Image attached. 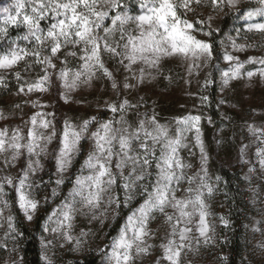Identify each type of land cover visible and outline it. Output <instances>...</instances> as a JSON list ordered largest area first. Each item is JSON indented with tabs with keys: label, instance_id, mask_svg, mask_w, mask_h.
Masks as SVG:
<instances>
[{
	"label": "rangeland",
	"instance_id": "1",
	"mask_svg": "<svg viewBox=\"0 0 264 264\" xmlns=\"http://www.w3.org/2000/svg\"><path fill=\"white\" fill-rule=\"evenodd\" d=\"M129 4L130 14L139 15V8L142 0H123ZM177 6V15L181 19H187L194 25V30L191 32L197 39L210 42V37L205 35L208 31L203 25L212 31H218L221 20L225 14L236 12L245 3H254L253 8H248L245 11L253 10L260 5L257 0H239L235 7H230L227 0H224L219 6L213 5L211 0H192L190 9L181 7L183 0H172ZM219 3V0H218ZM16 0H0V21H2L7 13L4 9L7 8L15 15ZM26 14H31V5L26 4L23 10ZM112 12L110 15H114ZM238 16L234 19L232 27L227 34L221 38L223 44H220L222 51L221 62H212L205 57L194 59L191 56L184 57L176 54L170 56H162L157 66L150 67L142 62H137L131 66V70L125 68L129 62L125 59L121 63L120 56H114L111 53L102 51L101 60L108 70L112 73V79L104 76L102 71H97L93 79L88 84H80L73 90L64 88L63 81L59 78L61 68L71 69L73 72L79 70L83 61V45L68 44L62 47L57 53V57L53 58V63L56 64L55 69H49V81L46 82V91H33L29 93L27 87L23 93H18L19 85L15 73H21V81H29L25 75L21 62L13 69H0V76L5 78V86H0V113L3 119H0V130L7 129V134L10 137L13 130L19 129L21 133L27 137V132L31 125V117L37 113L47 114L37 116V121L46 119L51 121L55 126L57 135L61 133L64 121L67 120L74 125H80L84 120L91 117H96L97 123H93L90 127V132L95 131L99 122L108 120L120 121L121 118L130 125V131L139 126L141 120L146 121V127L151 130L155 126L150 122V118L155 115L156 121L160 125H164L168 129V135L175 137L178 127L177 120L183 117L193 115L200 116L201 120L199 128L200 136L203 141L204 150L207 155V161L204 167L207 169L205 183L212 187V192L208 193L207 188L204 191V201L206 204V223L209 227L208 239L199 235L195 230V225L199 221L198 214L193 217V232L190 234L191 248H185L182 255L185 254L188 260L193 261L196 251L201 244L212 240L215 227L211 221V198L216 192L217 175L215 167L211 162V158H215L216 162L226 167H234L238 165L245 178V189L249 203V222H248V242L247 250L244 255L242 264H264V168L259 163V158L256 155L257 148L264 147L261 143L260 133L255 134L249 131L250 126L255 129L264 130V77L259 74V69L264 67L258 62L249 61V57L264 58V33L256 31H247L246 23ZM22 19V17H21ZM52 22L51 17L41 21V27L46 31L47 27ZM202 22V23H201ZM200 25L196 28V24ZM104 27H111V21L105 20ZM9 33L7 38L0 39V54L8 50L11 40H15L17 36H23L27 33V28L21 24L19 27L9 25ZM132 30L135 35L136 25L130 24L126 26ZM239 29V32H237ZM98 31L101 37L105 36L103 27ZM17 33V34H15ZM228 37L236 40L237 44L249 45L243 50L233 49ZM109 43L119 41L122 45L125 41L120 40L119 32L114 36L108 37ZM27 41L19 40L17 43L22 45ZM34 45V43H33ZM122 51V49H118ZM75 52V55L71 53ZM225 53L237 57L238 60H224ZM45 54L50 55V49L46 50ZM64 62V63H62ZM243 63L240 76L231 79L228 85L223 84V72L228 71L235 63ZM222 65V69H218ZM42 71V66L40 65ZM143 69L144 76L141 81L140 70ZM251 71L256 73L251 78L247 73ZM45 73L43 72V75ZM42 75V76H43ZM41 76V77H42ZM40 78V77H39ZM37 78V79H39ZM217 83V104L215 110L218 113V119H214L210 113V101L207 86L212 83V79ZM35 79V81L37 80ZM113 80L116 81L118 87L113 88ZM211 81L207 83L206 81ZM34 82V81H29ZM129 83L131 88H125L124 84ZM207 97V99H203ZM127 99L133 107H128L124 112L113 113L109 105L121 103ZM33 104L36 106L34 107ZM57 120L60 121L58 126ZM114 127H122L120 124H115ZM212 131L208 133V128ZM49 129H40L45 135L51 132ZM183 146L180 147L178 155L185 165L184 173L186 177L204 176L202 171L200 146L196 142L195 129L184 132ZM82 150L77 154L72 166L63 174L64 183L57 186L55 181L58 178L55 169V162L52 158L54 150L58 149V139H53L48 145V156H41L43 170L39 171L34 180L37 182L43 181L39 187H34L33 196L40 204L38 210L33 214V219L28 220L23 210L21 212L30 227L33 226L36 215L42 211L46 205H50L51 211L45 218L41 230L38 233V244L41 255V260L46 264L43 256H47L52 264H74L77 261H82L88 257L100 258V264H106V253L111 251V242L119 233L120 228L125 224L127 217L139 207L143 202V195L137 193L129 202L128 206H123L124 191L118 184L114 187L113 195L118 196L121 201V207L117 212L113 211L114 205L108 207L107 196L100 204L99 208L89 211L86 207L77 205L78 211L72 221L71 235L72 241H68L60 232H53L56 227L53 213L59 209L72 189L75 179L78 175H87L88 170L81 172V166L92 149L91 140H83ZM247 146V147H245ZM136 147V145H134ZM162 144L155 146L156 156L160 155ZM243 148V152L241 149ZM80 157V159H79ZM3 156H0V177L5 175L15 176L21 166H23L24 158L22 157L17 167L4 168ZM53 163V167H48V162ZM115 159L113 160V166ZM250 169H253L250 171ZM115 171V168L113 167ZM155 163L149 169L151 172V180L154 182L156 175ZM128 169H125L127 174ZM147 182V180L145 181ZM199 177L192 183L193 189L200 185ZM7 186V185H6ZM9 187V186H8ZM177 187V198L187 196L186 189L189 187L188 181L182 180ZM11 188V187H10ZM14 189V188H13ZM56 189L57 195H52V190ZM47 198V199H46ZM7 200L6 195L3 197ZM9 204V202H8ZM0 207H3L0 204ZM129 210L124 217L123 223L116 232H112L117 219L122 215L123 211ZM191 211V208H189ZM169 214L178 215L171 207L166 209ZM11 216L13 230L9 228L8 217ZM51 218V219H50ZM148 228L151 235L146 237L148 244L153 245L149 253L135 258L134 264H157L160 260L161 264H168L166 260H162L163 250L160 248L161 243L166 242L165 237L170 231V226L166 223L165 216L161 213H155V218L149 221ZM83 233V235H81ZM81 241L80 244L76 240ZM22 235L15 224L14 215L10 205L4 209L0 215V264H25L22 255ZM181 255V257H182Z\"/></svg>",
	"mask_w": 264,
	"mask_h": 264
},
{
	"label": "snow or ice",
	"instance_id": "2",
	"mask_svg": "<svg viewBox=\"0 0 264 264\" xmlns=\"http://www.w3.org/2000/svg\"><path fill=\"white\" fill-rule=\"evenodd\" d=\"M191 2L192 0H183L180 6L191 10L189 7ZM199 2L200 0H196V3ZM211 2L219 6L224 0H219V3L218 0H211ZM238 3L239 0H227L230 7H235ZM257 3L259 7L241 11L240 18L245 21L247 31L264 33V0H257ZM26 4L31 5V14L23 12ZM14 7L15 15L9 9H4L7 14L0 21V39L8 37L9 25L19 27L23 24L27 28V33L11 40L10 45L15 46H10L6 52L0 54V69H13L26 57L32 56L35 58L33 63L41 65L45 73L34 82L20 83L22 77L17 71L15 73L19 85L17 94L23 93L25 87L29 93L46 91L45 84L49 81L48 70L56 68L53 58L57 57L61 48L68 44L83 45V55L80 57L83 64L80 69L73 72L71 69L61 68L59 71V78L63 81L64 88L68 90H73L80 84H88L97 71H102L104 76L112 79V73L101 60L102 51L120 56L122 64L126 59L129 63L124 66L128 70H131V66L137 62L155 67L162 56L180 54L194 59L205 57L208 60L213 56V44L197 39L191 34L194 30L193 23L177 15V6L172 0H142L139 4L141 13L135 16L130 14L129 4L124 3L123 0H16ZM112 12L115 14L110 15ZM49 16L52 22L45 31L41 27V21L48 19ZM257 17L262 18V21L251 22ZM105 20L111 21V27L103 26ZM133 23L136 25L135 35L126 27ZM102 27L104 37H101L97 31ZM117 32H119L120 40L125 41L122 45L119 41L114 43L108 41V37L114 36ZM205 35L211 37L213 33L209 31ZM228 39L233 49L243 50L249 46L237 44L232 37ZM19 40L34 43V47L31 50L20 47L17 43ZM48 49H50V55L45 54ZM71 55H75V52ZM224 60L231 62L238 58L225 53ZM249 61L264 65V58L249 57ZM31 66L26 64L25 71ZM243 67V63L237 62L228 71H224L223 84L226 86L231 79L240 76ZM255 74L249 71L247 76L251 78ZM259 74L264 77V67L259 69ZM143 76L144 72L141 69V81ZM207 83L211 81H206ZM0 86H7L3 76H0ZM112 87H118L115 80ZM124 87L131 88L132 85L125 83ZM203 99L206 100L207 97ZM33 106L36 105L33 104ZM109 107L113 113H116L124 112L126 108L133 105L124 99L121 103H113ZM43 115L47 114L37 113L31 117L32 127L29 128L27 137L19 129L13 130L10 137L7 129L0 130V156H3L4 168L17 167L21 158H24L23 166L19 168L15 176L0 177V204L3 205L0 207V215L9 207L8 201L3 199L7 194L5 192L7 185L14 188L19 208L23 210L27 219H33V214L40 204L33 196V189L43 183L42 180L37 182L33 177L43 170L40 158L49 155L48 145L54 138L58 139V149L51 155L58 176L55 181L57 186L64 183L63 174L72 166L74 157L82 150L81 142L91 140L92 149L81 166V172L87 169L88 174L76 177L64 203L53 213L56 217L54 221L56 227L52 229L53 232H60L66 240L72 241V221L79 210L77 205L86 207L95 215L94 210L99 208L105 196H107L108 207L114 205L113 211L118 214L121 201L118 196L113 195V190L119 181V186L124 191L123 206L127 207L138 192L144 199L127 217L118 235L113 238L110 245L111 251L106 253V264H134L136 257L149 253L153 245L146 241V237L151 235L148 224L155 218L157 212L165 216L166 223L170 226V231L165 237L166 242L160 245L163 250L161 259L166 260L168 264H181L183 250L191 248L190 234L193 232V227L190 225L193 224V217L196 214L199 216V221L195 225V230L207 241L209 227L206 223L207 212L202 189L207 188L208 193H211L212 187L205 183L207 169L204 165L207 155L200 136V116L189 115L178 119L176 135L170 137L167 127L160 125L155 115L148 121L155 126L151 130L146 127V121L141 120L139 126L130 131V125L123 117L120 121L99 122L95 131L91 132V125L97 123L96 117L84 120L78 126L65 120L59 136L51 121L41 119L38 123L37 116ZM3 118L0 113V119ZM114 123L122 127H114ZM49 128L52 130L47 135L40 131V129ZM192 129H195L196 142L200 146L204 176L197 173L196 176L186 177L184 169L191 165H185L178 155L180 147L183 146L184 132ZM249 131L254 134L259 132L260 137H264V130L250 126ZM261 143H264V139H261ZM157 144H162L158 157L155 150ZM241 151L243 152V148ZM256 155L261 167L264 168V147L257 148ZM153 163L157 170L154 182L150 179L152 174L149 172ZM125 169H128L127 174ZM197 177L201 183L193 189L191 185ZM185 179L189 184L185 190L187 196L177 198L178 189L174 185L179 186ZM52 195H57L56 189L52 190ZM169 207L173 208L178 215L167 213L166 209ZM12 219L11 216L8 217L9 228L14 231ZM76 243L80 244L81 241L77 239ZM43 259L46 264H52L46 255ZM12 264H16V261H12ZM157 264H161L160 260Z\"/></svg>",
	"mask_w": 264,
	"mask_h": 264
},
{
	"label": "trees",
	"instance_id": "3",
	"mask_svg": "<svg viewBox=\"0 0 264 264\" xmlns=\"http://www.w3.org/2000/svg\"><path fill=\"white\" fill-rule=\"evenodd\" d=\"M254 5V3L248 2L243 4L238 11L225 14L221 20L218 31H212L205 25L201 27L205 28L208 32L211 31L213 33L210 37V43L213 44L212 62H221L222 51L220 40L232 27L234 19L241 16V11H245L251 7L253 8ZM261 21L262 18L257 17L251 22ZM195 24L196 28L200 27L198 23ZM22 47L31 50L34 45L33 43L24 42ZM34 59L35 58L32 56H28L21 62L23 71L25 75L28 76L29 81H35V79L43 75L40 65L33 63ZM26 64L32 65L31 67H28L27 71H25ZM217 68L222 69L223 66L219 65ZM212 80V83L207 86L210 101V113L214 119H218V113L214 108L217 104V83L214 78ZM57 123L58 126H60L59 120H57ZM211 131L212 128L209 127L207 134H210ZM211 162L215 167L217 178H219L217 179L216 192L210 202V215L211 221L215 227V233L211 241L201 244L198 247L193 261L188 260L187 256L183 254L181 257V264H242L247 250V224L249 222V203L245 189L246 181L242 170L238 165L229 168L216 162L215 158H211ZM48 167L50 169L53 167L51 161L48 162ZM5 192L7 193V201L9 202L11 211L14 215L16 227L22 235L21 248L25 264H45L41 260L38 233L52 207L46 205L42 211L36 215L34 224L30 227L19 208L14 189L5 186ZM128 212L129 210L123 211L122 215L117 219L114 227L111 229L113 233L120 228L123 219ZM74 264H100V258L98 256L88 257L82 261H77Z\"/></svg>",
	"mask_w": 264,
	"mask_h": 264
}]
</instances>
